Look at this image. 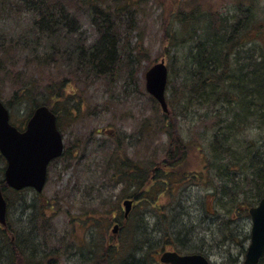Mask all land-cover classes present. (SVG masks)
Masks as SVG:
<instances>
[{"label": "rangeland", "instance_id": "374dc122", "mask_svg": "<svg viewBox=\"0 0 264 264\" xmlns=\"http://www.w3.org/2000/svg\"><path fill=\"white\" fill-rule=\"evenodd\" d=\"M51 1L59 3L63 7L61 11L65 9L70 14L69 20L73 22L70 26L74 24L75 29L69 35H73L78 43L85 45L84 49L87 51L94 45L101 46L98 40L103 30L99 15L93 13L91 8L97 7L108 12L111 19L106 27L110 25V31L118 32L115 36L116 44L123 59H120V71L113 82H109L108 76L95 77L86 67L78 70L80 73L77 72L75 75L74 72L69 73L63 64L59 67L49 66L47 76L65 77L79 84L69 82L67 98L57 111L62 118L59 126L64 135L66 149L69 150L66 156L50 164L43 192L37 193L33 189L5 191L9 199V224L8 228L0 224V239L2 241L1 237L4 236L11 239L14 234L11 227H17V234L22 231L23 238L20 243L24 244L23 240H31V243L26 244L27 249L25 246L26 264H42L48 257L51 262L57 261L60 264H83L87 254L96 258L98 255L105 256L104 259L102 257L103 261H90L89 264H126L130 256L122 257L125 249L120 248V254H116L112 251L113 248L111 250L108 247L109 241L114 242L112 226L109 225L111 217L116 209L120 211L118 216L122 214L120 209L123 207L125 197L123 185L111 178L112 167L105 168L104 154L116 147L119 138L124 147L121 151L123 157H131L143 167L147 165L148 159L155 160L153 164L148 163L149 171L152 173L156 172L153 171L154 168L157 170V167H165L164 147L169 138L164 132L166 128L161 129L163 130L161 133L159 126L162 122L161 117L167 114L168 128L172 126V130L178 134L186 138L192 136L196 140V149L188 153V168L197 171L202 169L201 158L204 159L205 148L202 149L204 141L200 132L211 123L210 120L198 119L195 127H191L188 118L186 120L175 115L172 107H169L171 113L163 111L160 103L158 101L155 103L152 100L153 96L146 89V72L162 59H165L169 71L173 68V74L181 67L183 54L189 50V45L175 48L172 45L165 27L174 19L176 29L181 31L183 24L178 17L200 7L203 11L223 12L235 21L240 3L247 5L251 1L249 3L247 0ZM258 5V15L264 18V0H260ZM34 20L33 12H28L21 0H13V12L2 18L0 26L6 31L13 32V37H17L31 28ZM125 48L132 55V62L129 65ZM32 54L30 49L22 53L25 58L31 57ZM21 63L23 62L18 60L14 52L11 69L13 72L20 71L24 82L34 76L35 72L40 76V70H45L37 67L40 69L38 71L34 66L23 68L24 64ZM20 67L22 70H19ZM79 74L81 82L77 78ZM14 75L2 73L5 78L1 80L0 98L7 106L11 101V106L8 107L12 122L23 126L31 110V104L29 101H19L22 94L17 92L19 85L16 86L13 82ZM15 93H19V97H15ZM79 99L83 100V104L79 103ZM72 102L80 104V109L73 108ZM147 120L156 125L151 134L148 133L151 128L148 130L145 127ZM0 165L4 166L1 160ZM208 175L209 172L206 171L203 173L204 177L196 176L194 179L191 177L189 179L191 183L186 190L181 189L174 194L163 192L159 201H153L151 204L142 200L143 202L134 208L124 226L126 225L125 230L129 238L131 227L138 222L142 224L141 231L139 230V245L143 246L142 248L146 246L147 251L144 250L143 254L136 253L139 261L144 259L146 264H159L156 259L157 256L160 257L158 249L163 251L164 248L171 247L183 253L200 252L199 250L203 253L202 250H205L213 264H233L236 262L234 257L242 249V240L246 252L250 244L251 218L245 217L243 222L241 217L234 218L233 213L224 212L217 204L213 207L210 204L209 178L206 177ZM0 178H3V175ZM23 197L26 199L25 203L22 202ZM177 200H182V203L178 204L175 217L168 218L171 203ZM31 204H34V207L30 208ZM208 208L210 210H207ZM206 212L211 213L209 215L212 219L205 216ZM231 216L234 220L230 224V229L234 227L236 231L231 233L221 246L229 230L225 226L222 229V223ZM102 218L104 220L101 224L99 222ZM19 219L23 220L22 225L18 224ZM30 231L32 233L28 236ZM123 234L127 238V233L120 235L124 237ZM245 234H249V238ZM188 246L190 248L187 249ZM131 251L128 252L131 254ZM245 252L240 256L239 264H242ZM8 259L10 258H3L0 255V262L3 261L0 264L4 262L9 264ZM14 259L12 257L11 263L18 264Z\"/></svg>", "mask_w": 264, "mask_h": 264}, {"label": "trees", "instance_id": "16d2710c", "mask_svg": "<svg viewBox=\"0 0 264 264\" xmlns=\"http://www.w3.org/2000/svg\"><path fill=\"white\" fill-rule=\"evenodd\" d=\"M21 1L28 12H33L35 20L31 28L17 37H13V32L0 26V88L1 80L5 78L2 73L15 74L13 82L16 86L19 85L17 92L22 94L19 101H29L31 104L27 119L33 110L42 104L52 107L57 113L61 103L67 98L69 82L78 84L65 77L47 76L49 66L59 67L63 64L69 73L74 72L75 75L78 70L86 67L95 77L108 76L109 82L115 80L114 77L116 78L120 71V59L123 58L116 44L115 36L118 32L110 31V25L106 27L111 19L108 12L97 7L91 8L93 13L99 15L103 30L100 29L102 34L98 40L101 46L94 45L87 51L84 49L85 45L78 43L73 35H69L73 33L75 26H70L73 23L69 20L70 14L65 9L61 11L63 7L59 3L55 4L51 0ZM259 1L247 0V3L250 2L247 5L240 3L235 21L223 12L203 11L196 7L190 13L186 12L178 17L183 24L181 31L176 29V19L165 27L174 48L189 45L178 71L174 74L173 68L169 71L168 105L172 107L175 115L186 120L188 118L191 127H195L198 119L211 122L200 132L204 141L202 149L205 148L204 159L201 158L202 169L197 171L188 168V153L196 149L195 138L178 134L172 130V126L168 128L167 114H163L159 128L164 130L165 127L164 132L169 138L164 147L165 167H157V170L154 168L153 171L156 172L152 173L148 163L153 164L155 160L148 159L147 165L143 167L131 157H123L121 151L124 147L119 138V142L115 140L116 147L104 154L105 168L112 167L111 178L123 185L125 198H133L137 202L136 205L143 202L142 200L152 204L153 201L160 200L163 192L174 194L178 190H186L191 183V177H204L206 174L203 176V173L208 171L209 175L206 177L209 178L210 204L213 207L217 204L224 212L233 213L234 218L241 217L243 222L245 217L250 218L249 208L264 196V18L258 15ZM12 12L13 0H0V21ZM28 49L33 54L25 58L22 53ZM125 50L129 65L132 55L127 48ZM14 52L18 60L23 62V68L34 66L45 70L37 68L41 71L40 76L35 72L34 76L25 82L22 81L21 72H13L11 69ZM19 70H22L21 67ZM79 76L80 74L77 78L80 81ZM15 97H19V93H15ZM152 100L158 103L154 97ZM79 103L83 104V100L79 99ZM80 104L74 103L72 106L78 110ZM8 106H11V101ZM167 113H171L170 108ZM58 119L60 125L62 118L59 115ZM155 126L151 121H146V129L151 128L148 133L151 134L153 129H156ZM67 150L69 149L65 150L63 157L66 156ZM0 160L4 162V166L0 165V176L3 175L0 184L7 191L11 188L4 180L6 160L1 154ZM21 199L23 203L26 202L24 197ZM181 203L182 200L171 203L168 218L175 217L178 204ZM32 207L34 204H31L30 208ZM209 214L211 215L206 212L205 216L212 219ZM232 216L222 223V229L225 226L229 230L221 246L225 239L236 231L234 227L230 229L234 220ZM103 220L104 218L99 223L102 224ZM17 222L19 225L23 224V220L19 219ZM104 222L106 224V221ZM141 227L142 224L138 222L129 230L128 251H132L131 254L128 252L130 259L126 264H146L144 259L139 261L136 257V253L143 254L144 250L147 251L146 246L142 248L143 246L139 245ZM11 229L13 231L12 227ZM21 232L17 234L15 242L13 234L11 239H6L5 236V239L1 237L2 241L0 239V255L10 258L9 264H12V257L16 263L26 264V244L31 243V240H23L24 244H21ZM31 233L32 231L28 236ZM213 234H216L215 231ZM246 236L249 238V234ZM241 244L242 249L234 257L236 262L233 264H239L240 256L245 252L243 240ZM119 248L124 249L125 246ZM202 251L205 253V250ZM102 257L105 258L98 255L97 261H103ZM258 264H264V257Z\"/></svg>", "mask_w": 264, "mask_h": 264}, {"label": "water", "instance_id": "95a60500", "mask_svg": "<svg viewBox=\"0 0 264 264\" xmlns=\"http://www.w3.org/2000/svg\"><path fill=\"white\" fill-rule=\"evenodd\" d=\"M168 66L165 59L152 65L146 72V88L168 111L166 88ZM64 142L58 127L57 115L47 105L37 107L24 130L10 121V111L0 99V152L7 161L5 181L15 189L27 186L41 192L47 181L48 165L52 159L62 155ZM133 199L124 201L126 214L130 211ZM252 219L251 241L244 264H257L264 256V197L250 208ZM7 200L0 185V222L7 223ZM162 261L172 264H210L206 256L199 253L179 254L165 251Z\"/></svg>", "mask_w": 264, "mask_h": 264}, {"label": "flooded vegetation", "instance_id": "af4514ba", "mask_svg": "<svg viewBox=\"0 0 264 264\" xmlns=\"http://www.w3.org/2000/svg\"><path fill=\"white\" fill-rule=\"evenodd\" d=\"M136 204H137V202L134 201L132 208L128 214H126L125 209H123V207H121L120 210H121L122 214L118 216L117 214H119L120 211L118 209H116V211L113 212V215L111 217V222L109 223V225L112 226V232H113L112 237L114 239V242L112 243L109 241L108 246L110 247L111 250L113 248L114 250H112V251H114V253L116 252V254H120V252H121V251L119 252V249H120L119 246L120 245L125 246V248H124L125 253L122 256L124 258L128 257V244H129L128 232L125 230L126 225L124 226V222H126L131 217V214H132L134 208L137 206ZM13 231H14L13 241L15 242L16 237H17V227L16 226H14ZM124 232L127 233V238L124 234H123L124 237H122L120 235L121 233H124ZM164 249L165 250H163V251H161L162 249H158V251H159L158 254H160V257L158 258V256H157L156 259H158L159 264H172L171 262L162 261L161 256L165 251L175 250V249H172L171 247H168V249L167 248H164ZM175 251H177L179 254H189V253H183V252L178 251V250H175ZM193 253H196V252H193ZM79 254H80V252L77 253V255H79ZM84 259L85 260H84L83 264H89L90 261H92V262L97 261V258L95 256L92 257L90 255H85ZM125 260H123V261H125ZM42 264H60V263H58L57 261L51 262L49 257H48V260H45L44 263H42Z\"/></svg>", "mask_w": 264, "mask_h": 264}]
</instances>
